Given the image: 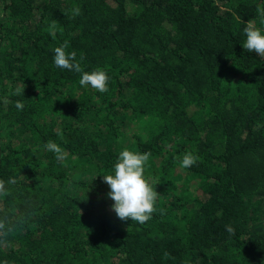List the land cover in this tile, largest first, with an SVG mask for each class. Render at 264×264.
<instances>
[{
	"label": "trees",
	"instance_id": "trees-1",
	"mask_svg": "<svg viewBox=\"0 0 264 264\" xmlns=\"http://www.w3.org/2000/svg\"><path fill=\"white\" fill-rule=\"evenodd\" d=\"M261 9L0 0V264H264V57L242 48ZM65 43L106 92L55 67ZM124 149L150 154L144 224L115 215L102 178Z\"/></svg>",
	"mask_w": 264,
	"mask_h": 264
},
{
	"label": "clouds",
	"instance_id": "clouds-1",
	"mask_svg": "<svg viewBox=\"0 0 264 264\" xmlns=\"http://www.w3.org/2000/svg\"><path fill=\"white\" fill-rule=\"evenodd\" d=\"M80 9H74L73 15H79ZM261 23L264 24V9L259 10ZM245 40L242 48L249 53H255L259 57H264V29L247 27L244 29ZM68 44L54 49L53 63L59 69H66L80 74V86H90L97 92L104 93L108 90L109 77L102 70L91 72L84 71L77 60L75 51L68 52ZM82 60L83 57L81 56ZM16 95L23 94V88L18 89ZM17 110H22L24 105L17 101ZM49 152L61 154L60 146L52 141L44 145ZM149 153H140L124 149L119 152L112 169L107 174H102L103 181L108 185L107 196L113 203L111 205L115 215L122 221H135L144 224L149 221L154 212V204L157 198V191L144 176L145 165L149 160ZM62 155H57V159H62ZM197 163V157L192 153H186L179 166L184 169L191 168ZM101 175V174H100ZM97 175L94 176V178ZM15 183V181H11ZM158 183V182H157ZM5 182L0 181V196L7 195ZM226 230L231 233V226H226Z\"/></svg>",
	"mask_w": 264,
	"mask_h": 264
},
{
	"label": "rangeland",
	"instance_id": "rangeland-1",
	"mask_svg": "<svg viewBox=\"0 0 264 264\" xmlns=\"http://www.w3.org/2000/svg\"><path fill=\"white\" fill-rule=\"evenodd\" d=\"M195 186V184H192V187H194ZM195 191V190H194Z\"/></svg>",
	"mask_w": 264,
	"mask_h": 264
}]
</instances>
